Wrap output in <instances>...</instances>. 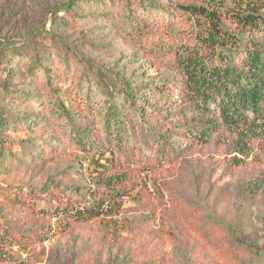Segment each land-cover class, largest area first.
<instances>
[{"label": "rangeland", "instance_id": "rangeland-1", "mask_svg": "<svg viewBox=\"0 0 264 264\" xmlns=\"http://www.w3.org/2000/svg\"><path fill=\"white\" fill-rule=\"evenodd\" d=\"M66 1L0 0V264H264V126L192 138L164 49L188 0ZM91 194L116 203L83 221L53 212Z\"/></svg>", "mask_w": 264, "mask_h": 264}, {"label": "trees", "instance_id": "trees-1", "mask_svg": "<svg viewBox=\"0 0 264 264\" xmlns=\"http://www.w3.org/2000/svg\"><path fill=\"white\" fill-rule=\"evenodd\" d=\"M78 1L82 0L66 1L63 10L75 7ZM143 8L149 10L153 6L147 2ZM173 12L178 22L185 24L178 27L181 37L176 39L178 33L175 34L172 27L169 38L174 37L175 43L164 48L157 41L151 50L160 52L164 48L173 52L172 62L182 74V103L196 111L192 115L195 126L188 127L192 138L206 140L219 125L227 129L242 125L239 133L252 136L258 126H264V0H188L177 3ZM9 54L16 52L11 50ZM44 56L45 53L40 52L35 62L40 63ZM42 72L46 74L45 69ZM107 87L112 95L114 84L109 83ZM162 89V85L156 87L157 91ZM123 94L133 102L128 91L124 90ZM211 104L213 110L209 107ZM60 106L75 140L92 145L82 132L87 128L77 125L75 111ZM119 113L114 101L108 102L103 113L104 127L109 129L112 121L116 136L122 130L123 117ZM215 114L220 117V123H216ZM116 178L110 175L104 181L113 182ZM80 198V204L56 205L53 212L83 221L98 216L116 203L95 194L89 199Z\"/></svg>", "mask_w": 264, "mask_h": 264}]
</instances>
